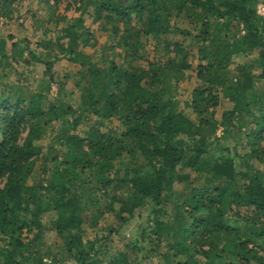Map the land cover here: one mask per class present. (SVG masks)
<instances>
[{
    "label": "trees",
    "instance_id": "1",
    "mask_svg": "<svg viewBox=\"0 0 264 264\" xmlns=\"http://www.w3.org/2000/svg\"><path fill=\"white\" fill-rule=\"evenodd\" d=\"M73 1L28 50L78 64L73 101L0 78V264H264V0ZM88 11L112 44L91 41ZM5 51L0 36V66ZM135 216L139 236L112 246Z\"/></svg>",
    "mask_w": 264,
    "mask_h": 264
},
{
    "label": "rangeland",
    "instance_id": "2",
    "mask_svg": "<svg viewBox=\"0 0 264 264\" xmlns=\"http://www.w3.org/2000/svg\"><path fill=\"white\" fill-rule=\"evenodd\" d=\"M39 0H23L19 4H11L8 6V14L6 16L0 15V36L6 43L7 58H5L0 66L1 81L7 84V89L15 92L16 95H20L22 98H28L31 94H46L50 100H55L57 103L63 101H73V84L76 80V72L78 70V64L68 62L65 59L55 61L50 68L42 61H37L35 57L30 55L28 50H34L35 53H45L43 49L38 47L41 40H46L49 36L53 35L54 23L52 21H45L40 23V20L47 18V13L54 18L59 12L68 16H78L80 10L77 2L73 0H61L56 6L55 13L53 12L50 4L53 0H50V4H40ZM70 3V7H66V3ZM44 3V2H42ZM53 4V7H55ZM92 11H88L82 15L83 25L88 29L91 41H97L98 43H105L107 45L112 44V37L100 30L98 23L94 21ZM47 20V19H46ZM46 32V34H45ZM45 38V39H44ZM89 53L92 48L86 49ZM21 54L19 57L15 53ZM252 56V55H251ZM254 56V55H253ZM234 61H243L242 54H237L233 57ZM145 65L143 61L134 59L130 62V66ZM49 68V69H48ZM192 81L181 82V93L183 98L187 96V92L192 86ZM264 82H261V86ZM5 89L0 88V91ZM75 92V91H74ZM228 107L229 103L226 99L221 98V105L218 107ZM28 125L20 126L22 129V136H25ZM221 134V128H218L217 135ZM187 171V170H184ZM2 184H0V187ZM178 187H182V184H177ZM244 213L243 208L240 209ZM144 219L145 211L140 212ZM141 221L137 216L131 218L129 221L123 223L118 228L116 235L112 236L111 245L123 246L129 244L133 238L139 236L136 231L137 223ZM102 226L111 224L118 225V216L113 213H107L103 215L99 221ZM86 237L91 238L92 233L87 232ZM60 241L56 234L49 230L39 243V247L48 250L55 249L56 244ZM131 254L130 250L127 251Z\"/></svg>",
    "mask_w": 264,
    "mask_h": 264
},
{
    "label": "built area",
    "instance_id": "3",
    "mask_svg": "<svg viewBox=\"0 0 264 264\" xmlns=\"http://www.w3.org/2000/svg\"><path fill=\"white\" fill-rule=\"evenodd\" d=\"M257 12L264 17V4H259L257 6Z\"/></svg>",
    "mask_w": 264,
    "mask_h": 264
}]
</instances>
